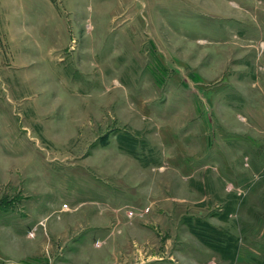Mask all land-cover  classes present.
<instances>
[{"label":"rangeland","instance_id":"obj_1","mask_svg":"<svg viewBox=\"0 0 264 264\" xmlns=\"http://www.w3.org/2000/svg\"><path fill=\"white\" fill-rule=\"evenodd\" d=\"M0 264H264V0H0Z\"/></svg>","mask_w":264,"mask_h":264}]
</instances>
